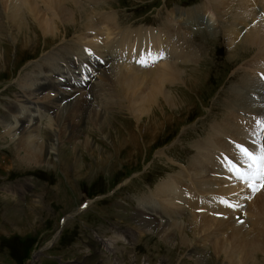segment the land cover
<instances>
[{
    "label": "rangeland",
    "instance_id": "obj_1",
    "mask_svg": "<svg viewBox=\"0 0 264 264\" xmlns=\"http://www.w3.org/2000/svg\"><path fill=\"white\" fill-rule=\"evenodd\" d=\"M201 1L81 0L79 2L86 4L87 15L95 24L94 27H87L82 15H76L74 22L59 24L55 34L46 36L37 24L29 22L27 18L30 28L19 39L2 44L0 41V55L4 56L7 52L6 58L10 62L7 67H3L4 60L0 63V264H245L248 258L251 262H264V253L259 251L260 248L264 249V243L259 239L252 240L251 236L255 232L246 235L253 230L258 234L264 231V224L257 222L256 218L252 222L253 226L250 225L248 211L255 196L263 190L254 195H245L251 196V199L238 198L244 200L243 205L237 210L226 207L230 209L229 212L220 204H209L210 200L203 195H200V199L206 201L207 198L209 203L197 204L200 208L190 207L189 201L182 200L181 196L176 197L177 200L173 199L176 205L171 206L168 203L172 201V196L161 194L158 190L174 181L179 187L181 180L177 194H183L181 189L190 192L192 177L200 179L191 166L199 157L200 160L204 159L198 154L204 150L202 142L213 138L215 126L224 124V120H230L233 116L250 119L254 125L257 120L264 118V113L258 111L264 108V91L255 85L246 89L241 84V78L248 74L249 65L255 71H264V62L257 54L258 49L231 40L228 27L233 16L232 11L224 13L229 8L227 0L223 1H226L228 8L214 0H204L200 4ZM212 1L216 7L212 12L217 15L218 24L211 30L199 24L206 30H194L195 27L191 26L189 32L186 28L182 32L196 46V53L187 48L186 53L191 55V59L174 60L173 64L184 71V76L177 82L165 78L166 68L159 64L169 59L162 56L163 59L154 64L157 70L151 71V74H140L139 85L128 94L130 99L139 95L151 98L149 95L152 94L157 100L166 96L187 97V105L185 102L182 109L174 112H162L157 107L159 111L153 113V118L157 119L156 126H149L148 130L144 128V135L139 130L143 127L142 123L147 124V117L137 121L129 112L126 114L117 110L112 113L116 118L114 120L112 114L102 110L107 92L98 89L103 86L102 74L105 70L93 72L89 80L92 82L87 84L90 85L88 89L86 84H82L83 81L78 83V87L68 81L62 83L65 78L64 65L70 60L74 70L76 62H79L78 57L75 59L73 55H79L74 49L73 52L69 48L68 55L59 56V51L64 47L74 44L79 47L80 43L82 52L86 48L89 54L90 51H96L91 48L93 40L101 42L103 47L102 41H107L104 36L116 37L117 32L113 31H120L121 26L129 28L124 32L135 30L142 24L166 29L171 25L169 11L197 10L202 5V9H209L207 6ZM68 3L73 4V1L68 0ZM0 5L2 12L10 14L6 0H0ZM43 12L47 14L48 8L44 10L43 7ZM44 13L41 12L40 21L49 18L42 17ZM107 16L113 17L115 23L100 22L101 18ZM171 16L177 22L180 20L185 24L187 21L184 14ZM178 16L181 18L178 19ZM0 26L6 35L9 32L11 37L17 35L15 24L10 19L0 20ZM98 32L100 37L97 38ZM26 35L33 40L32 48H22ZM179 36H175L176 42L180 40ZM87 37L90 38L89 42L85 39ZM122 59L118 62L133 64L141 70L149 68L129 61L126 55ZM112 63H108L110 67L107 71L115 64ZM193 76L200 80V83L195 82L198 86L196 91L190 90L188 85ZM35 78L39 79L40 87L47 84L46 90L36 92L38 88L33 86ZM50 83L55 86L48 87ZM254 95L258 99H254ZM229 96L235 97L233 101L230 100V104ZM61 98H64L62 103L58 102ZM75 98L88 99L91 107L98 110L71 113L67 120L57 118L56 128L61 126V131L55 137L52 136L51 141L39 145L42 163L38 166L18 164L14 157L15 141L2 138L6 130L14 127L13 130L21 132L22 129L37 127L39 139L43 140L44 126L54 116L61 114L65 105L72 103ZM254 101L260 107L250 111L252 104L254 109L258 107ZM245 102L246 107L242 105ZM141 108L138 107L136 111ZM230 108L237 110L231 116L228 111ZM250 113L255 115L248 116ZM22 119H25V128L21 127ZM106 119L111 121L112 127H107L103 132L95 131L97 125H102ZM160 126V130H155ZM130 135L135 136L132 138ZM216 150L212 151L226 153ZM199 171L200 176L204 173L208 175L204 170ZM224 171L229 175L227 169H223V179L220 173L214 177L221 182V186L225 185L224 182L233 183ZM225 176L228 180H225ZM237 185L245 186L239 182ZM232 194H216L217 203H220L221 198L237 202ZM193 212L197 216L193 217ZM257 213L255 209L253 214ZM137 220L158 224L159 234L153 229L143 232L137 227ZM229 220L232 223L229 224ZM241 220L246 223V233L233 232L235 221Z\"/></svg>",
    "mask_w": 264,
    "mask_h": 264
},
{
    "label": "bare ground",
    "instance_id": "obj_2",
    "mask_svg": "<svg viewBox=\"0 0 264 264\" xmlns=\"http://www.w3.org/2000/svg\"><path fill=\"white\" fill-rule=\"evenodd\" d=\"M6 1L9 3L10 14H7L6 12H2L1 8H0V20L10 19L11 21L14 22L15 29L18 32H17V35L15 37H13V36L11 37L12 34L9 32V35H6V31L4 32L2 27L0 26L1 44L5 41H12L13 39L17 40V38L19 36H21L22 34H24L26 30H29V28H30L29 22H31V21L34 22L35 24H37V26L40 28L42 33L46 36H47V34H55V32L57 31V28H56L57 25H59V24L66 25L65 23L74 22L77 18L76 15H82L81 18L83 17V20L85 19L84 22H86L87 27H94V25H95L90 20L91 18L89 19V16L87 15V9L85 6L86 4L84 5L81 2H79L81 0H79V1L78 0H72L73 4H70V5L68 3V0H6ZM227 1L229 2V8L226 4V1L214 0V2H219L220 5H222L224 8H228V10H225L224 13H226L228 11H232L233 21L231 22L230 27H228V33L230 34L231 40L235 39L237 42H240L241 45L243 44L245 47L257 48L258 49L257 54L260 55V57H259L260 60H262L264 62V0H227ZM42 4L44 7V10L46 8H48L47 14L43 12ZM202 6H200L198 8H201ZM0 7H1V5H0ZM207 7H209V9L204 7V9H202V8L198 9L197 8V10H196L195 8H193V10H184V12L177 11V10L169 11V14L170 15L174 14L175 17L179 14H181V16L184 14L185 19L187 20L185 24L181 23V21L179 20L178 22H180V25H179V27L174 28V30L172 29V27H170V26H172V23H171V25L169 24L170 26H168L167 29H163V28L151 29V28H144L143 27V28L136 29V30H127L125 32H124L125 29L122 31L121 30L120 31H113V32H117L116 37L112 38L111 36L105 35L104 39H106L107 41L106 42L102 41L103 47L101 45V42L98 43L92 39L93 43L91 44V48L93 50H96L95 52L98 53L99 55H101L102 58H104L106 60V63H110L111 61L113 62L112 65L115 63L108 71H107V69L109 67L105 69L103 66H100L98 64L95 65L94 63H90V66L95 70L97 69V72L101 73L102 67H103V70L106 71L102 74L104 76L103 86L98 89L99 91L104 90L107 92L106 95H105V93L102 94V95H105L104 96V99H105L104 103L105 104L103 105L102 110L107 112V113H110V114H112L113 112L115 113V111H117V110L124 112L126 114L129 112L130 114L135 116V119L137 121L142 119L143 117H147L148 122L144 121L147 124H144L141 122L143 124V127H141L139 130L140 132H142V135H144V133H146V130L149 129V126H151V128L156 126L157 119L153 118V113H155L159 110H161L162 112L165 110L166 111L169 110V111L174 112L177 109L178 110L182 109L185 102L187 105V97L184 95H180L179 98L166 96L165 98L159 99L160 103L158 102L159 100L154 99L155 96L152 93H149V94H152V96L149 95V97H151V98H148V95H147V97H142L141 95H139L135 98L130 99L128 97V94L130 93V91L132 89H134V87L139 85L140 74H151V71L155 72L154 70H157V67L156 66H154V67L149 66V68L151 67L150 69L149 68L148 69L142 68V70H141L140 68H137L133 64H129L126 62L120 63L118 61H122L123 60L122 56H125V55H126V59H128L129 61H134L136 64H137V60H139V59H146L149 62H151L154 57L157 58V61H161V59H163V57L168 58L169 60H166V61L163 60V62H161V64H159V66L166 68L164 71L166 73L165 78L174 79L173 82L179 81L181 79V76L183 75L184 71H180L178 68H176V66H175L176 64H173L174 60H175V58L177 60L179 59V61L184 60V59L189 60L192 58L190 55L191 52H189L190 56H188L186 53L187 48L181 49L179 46L175 45V43L172 42L171 38L169 37L170 36L169 34L172 33V36H174L176 33L177 34H183L182 32L185 31V28H186L187 32H189V29L190 28L192 29L191 26L195 27V28H193L194 30H206V28L204 26L210 28V30H211V28H213L214 26H216L218 24L219 19H218L217 15L214 12H212V11H215V9H216V7L213 4V1H212V3L210 2L209 6H207ZM260 8H262V10H260ZM178 9H181V8H178ZM189 9H191V8H189ZM181 10H183V9H181ZM209 10H210V12H209ZM41 12L44 13V14H42V17H49L50 19L48 18V19H44V21H40L39 17L41 15ZM195 17H197V18H195ZM27 18L29 19L28 20L29 22L26 21ZM179 18H181V17L178 16V19ZM175 19L173 20V22H177V20H175ZM100 20H101L100 21L101 23H104V21H106V22L107 21H113V23H115V20L113 19V17L109 18V16H107V18L103 17ZM199 24L204 25V26H200ZM181 26H183L182 29H181ZM245 26H247V27L245 28ZM61 27H63V26H59V28H61ZM106 30L108 31V29H106ZM110 32H112V31H110ZM137 32H138V34H137ZM28 35H29V33H28ZM28 35L24 36L25 40L23 41V44H22L23 49H25V47L32 48V46H33L32 45L33 40H31L30 37H28ZM96 37L97 38L100 37V32H98L96 34ZM85 39L89 42L90 38L88 39V37H87ZM16 42H18V41H16ZM167 42H169V43H167ZM74 43H75V41H74ZM76 45L77 44H74V46L73 45L66 46L62 50L60 48L61 51H59V56H60V54L63 56L65 54L68 55L70 53V51L68 49L70 48V49H72V51H73V49L78 51L77 52L79 54L78 56L73 54L76 58L78 57V60L79 59L86 60L87 56H89L91 51L89 52V54H87L86 48L82 52L83 47H80V43L78 45L81 48L80 50H78L79 47H77ZM94 45H96V46L93 47ZM36 48H37V46H36ZM88 49L90 50V48H88ZM104 49H106V50H104ZM73 52H71V53H73ZM6 54H7V52H5L4 56L2 54L0 55V60H1L0 63H2V61L4 60L2 63L4 65L3 67H7L10 63L8 61V59L6 58ZM160 57H162V58H160ZM256 60H257V56H256ZM117 62H118V64H117ZM70 63H71V61L69 60L68 64H65V63H63V64H65L66 66H69L71 68ZM78 63H81L80 60ZM96 66H98V68ZM161 67H159V68H161ZM248 67H249L248 74L244 75V78H241V81H242L241 84L242 83L244 84L243 88L248 89L249 86L255 85V86L259 87L262 91H264V81L262 78V77H264V73H263L264 71L261 72V71L256 70V71H258V72H256L252 66L249 65ZM63 69H64V67H63ZM144 70H146V71H144ZM0 71L2 72L1 64H0ZM196 71L197 70L195 69V72ZM148 72H150V73H148ZM198 75H200V74H198ZM201 75L203 76V74H201ZM198 78L196 79V77L193 76L189 79L188 85L190 86V88L189 87L188 88L190 90L196 91L195 89L198 86L196 85L195 82L200 81ZM38 80H39L38 78H35L33 80V83H34L33 86H37L38 89L36 92L40 91V93H41L43 90H46L47 84L44 83V84H42L43 86L40 87ZM26 81L27 80L25 78V82ZM165 82H164V84H165ZM50 84L51 85H48V87L55 86L53 83H50ZM73 85H75L74 87H78V83L73 84ZM80 85H82V84H80ZM251 91H253V90H251ZM231 97L229 98V104L231 101H233V99H235V97H232V98ZM253 98L258 99L255 95ZM85 99L81 98V100H77V98H75V99H72V101H73L72 103L65 105L66 107L61 112V114H57L56 116H54L47 123L46 127L44 126V137H45V139L44 138H43V140L41 139L42 141L39 139L40 134L38 133L39 130L37 127H31V128L29 127L28 129H25V130L22 129L23 131H21V132L13 130L14 127L12 129L6 130V134L3 135L2 138H3V140H5L6 138H9L12 141H15L14 143L16 145V149H15L16 153H15L14 157L16 158L17 163L18 164H24V165H26V163L35 164V165L37 164V166L40 165L42 163V158L40 155L41 151L39 150V148H40L39 145L41 143H47V142L51 141V139L53 137H55V135H57V133L60 132L62 129L61 126H58L56 128V119L57 118H61V119L64 118V120H67L71 113H78V112L86 110V109H91L92 111L98 110V109H94L93 107H91L89 100L88 99L85 100ZM139 99H141V100L143 99V100L139 101ZM114 100L116 102H114ZM134 100H136L138 102H136ZM63 101H64V98H61V101H58V102L62 103ZM131 102H136V103H132V104H130V106L126 105V104H129ZM108 103L110 106L108 105ZM246 103L247 102L242 103V105H244L246 107ZM254 103L258 107L254 109V104H252L253 106H252V109H250V111H256V109H259L260 105H257L258 102L254 101ZM138 107H142V108L140 110L136 111V109ZM157 107H160V109L158 108L159 109L158 110ZM57 108H59V107H57ZM230 109H228V111H230L229 116H231V114H234L237 111V110L234 111V109H231V110ZM258 111L260 113H264V108L259 109ZM245 114H247V113H245ZM254 115L255 114H253V113L248 114V116H251V117ZM150 116H152V118ZM113 117H114V115L112 114V118ZM115 119L116 118L114 117V120ZM108 120L109 119H106L102 125H97V128L95 129V131L103 132L107 127H112L111 121L109 122ZM226 120H224V124L215 126L216 130H214L213 138L208 139L206 142L204 141L205 143L202 142V144L204 146V150L202 151V153L200 152V154H198V155H200V156L202 155V157L204 159L200 160V157H199V159H197L198 161H195V164L193 166H191L192 171H194L197 174V176L200 177V179L198 177H197L198 179H194L192 177V179H191L192 183L190 185V192L188 193L187 190L181 189L180 191H183V194L181 192H179V194H177V192L179 191L178 188L181 187L180 186L181 180H180L179 187H178L177 182L174 181L171 183H167L158 189L161 192V194H166L167 196H172L171 197L172 201H169V203H168L169 205L170 204H171V206L176 205L173 203L174 202L173 199H176V197L178 198L179 196H181L180 198H182V200L184 198L185 201H189L190 207L200 208V207H198L197 204L209 203L208 202V199H209L210 200L209 204L214 205V206H216V204H220L223 207V209H225L227 212H229L230 209H227L226 207L224 208L223 204H221L219 202L217 203L218 198H217L216 194H220V193L221 194H228L230 196H231V193H233L232 194L233 199H236V201L238 203H240V205H243L244 200L238 199V198H242L246 194L249 195L251 193L250 190L246 186H244V187L238 186L237 182L235 180H232L233 181L232 184L228 183V182L227 183L224 182L225 185L221 186V182H218L217 181L218 179H216L214 177H215V174H219V173L221 176L222 170L227 169V164L225 163V159L228 160V158H231L230 161H237V159L240 158L239 153L235 148V145L239 143V144H243L245 146H247V145L250 146L252 144V141L255 139L254 137H256L254 130L258 131V129H256V123L254 125L250 119H248V120L238 119L237 117L233 116L230 120H227V121ZM23 126H25V119L21 120V127L25 128ZM144 128L146 129L145 132H143ZM160 129H161V126L156 127L155 130H160ZM119 131H121V130H117V132H119ZM130 136L133 138L135 135H130ZM222 137H224L225 140ZM233 140H235V141H233ZM214 142H215V144H214ZM140 144L137 145L136 147H139ZM216 148L219 149L220 151L224 152V153L226 151V153L221 154L219 152L216 153V152L212 151V150H216ZM227 150L229 151V154L227 153ZM44 154H46V152ZM27 166H29V164ZM33 167H35V166H33ZM199 170H204V171L208 172V175H206L207 173L206 174L204 173L206 176H204V174H203V176H200ZM228 173L231 174L229 171H228ZM224 174L226 175L225 171H224ZM226 176H225V180H228L226 178ZM223 177L224 176H221V179H223ZM209 182H210V184H209ZM213 182L219 183V185L218 184L213 185L212 184ZM200 189H201V191L204 190V192H201ZM238 192L240 194L235 195ZM202 193H204V194L207 193V194L204 195ZM184 194H187V196H185ZM200 195H203V196L207 197L208 199L205 198L206 201H204L203 199H200V197H201ZM168 199H170V198H168ZM255 200H256V202H255ZM255 200H254L252 207H250L248 210L249 214H250L249 221H250L251 226H253L252 222H255L254 221L255 218L257 219V222L264 224V190L255 196ZM230 201L234 202L231 199H230ZM177 206H178V204H177ZM155 209H156V207H155ZM255 209H257V212H258L256 215L253 214ZM192 215H193V217L197 216V214H195V213ZM227 215H230V214L227 213ZM226 218H229V217L227 216ZM230 218H232V217H230ZM225 221L223 220V222L226 224V227H229V225ZM228 222H229V224L232 223L230 220ZM235 222H236V224H234L235 226L232 225V226H234L232 228V230H234L233 232L246 233L245 232L246 223H244V222L241 223V222H237V221H235ZM136 223L138 224L137 227L139 229L141 228L143 230V232L144 231L145 232L150 231L152 229L155 230L154 232H156V234H159V232H160V228H159L158 224H154L152 222L150 223L147 221H138V220L136 221ZM260 226L261 225H259L257 227H260ZM251 233H254L251 236L253 241H257V239H259L261 241V243L262 242L264 243V231L263 230L259 234L257 233L256 230H253V231L247 232L246 235L251 234ZM259 251H263V253H264L263 248H260ZM245 264H259V262L258 263L251 262L250 258H248V259H246ZM261 264H264V262Z\"/></svg>",
    "mask_w": 264,
    "mask_h": 264
},
{
    "label": "snow or ice",
    "instance_id": "obj_3",
    "mask_svg": "<svg viewBox=\"0 0 264 264\" xmlns=\"http://www.w3.org/2000/svg\"><path fill=\"white\" fill-rule=\"evenodd\" d=\"M157 62L156 57L151 62L146 59L137 60V63L143 67L154 66ZM255 123L256 129H258V131L254 130L257 139L253 140L250 146L235 145L239 153V161L233 162L225 159L227 170L237 182L245 185L252 195L264 190V118L257 120ZM243 198L251 199V196H244ZM220 203L233 210L241 207L238 202H231L225 198H221ZM240 222L243 223L242 220Z\"/></svg>",
    "mask_w": 264,
    "mask_h": 264
}]
</instances>
